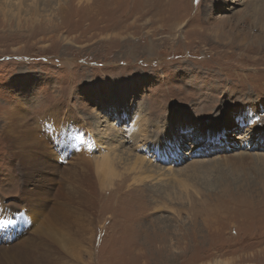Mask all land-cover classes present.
Instances as JSON below:
<instances>
[{
	"label": "rangeland",
	"instance_id": "1",
	"mask_svg": "<svg viewBox=\"0 0 264 264\" xmlns=\"http://www.w3.org/2000/svg\"><path fill=\"white\" fill-rule=\"evenodd\" d=\"M213 1L0 0V246L24 242L51 216L20 197L30 155L14 157L24 142L8 137L31 123L62 205L56 226L70 237L57 264H264V5L250 13L253 0H226L207 12ZM139 111L159 148L144 149L140 132L131 142ZM196 125L233 136L191 140ZM166 126L182 132L185 158L157 152ZM98 129L122 173L96 193L68 161L95 168ZM128 158L142 167L126 170Z\"/></svg>",
	"mask_w": 264,
	"mask_h": 264
},
{
	"label": "bare ground",
	"instance_id": "2",
	"mask_svg": "<svg viewBox=\"0 0 264 264\" xmlns=\"http://www.w3.org/2000/svg\"><path fill=\"white\" fill-rule=\"evenodd\" d=\"M47 1H49V0H47ZM224 1L226 2V0H214L213 3L210 5V6L213 5V7L212 8L208 7L207 12L219 10L223 6ZM228 1L234 2L233 0H228ZM228 1H227V3H228ZM50 4H51V2H50ZM263 5H264V0H258L256 2H254V0L250 1L249 5H248V12H250V13L251 12L252 13H261L262 11L260 9L263 7ZM16 9H17V15H16V17H17L18 15H20L17 4H16ZM125 106H128V105H124L123 113L121 114V116H123V119L125 116V120H126L127 116L129 117V115H127L126 111H124L127 108ZM45 118H46V115H45L44 119L35 120L36 124L34 127L36 128L38 126V129H41L42 122L45 120ZM121 118L118 116V114H116L117 122H119ZM133 118H134L133 119L134 128L132 130V134L130 135V137H131L130 140H132L131 142L133 143V145L134 144L137 145V143H136L137 139H138L137 135H138V132H140L139 136H141V141L144 142V145H143L144 149L147 147L150 148L152 146V143L154 144V142H155V145H157V148H159L160 145L157 143L156 140H154L155 132L152 131V129L150 128L151 124L147 123V121L144 122V117L141 115L140 111H139V114L135 115ZM239 119H240V117H239ZM182 120H183V122H182ZM180 122L183 123V125L186 124V128L181 127L179 129H185L183 132L187 133L188 130L191 128V126H188L189 123L182 118L180 119ZM106 125H107L106 127L109 131V128H110L109 126H111L112 124L107 123ZM157 128H159V126ZM73 129L77 130V128H75V127H73ZM107 129H105V130L104 129H98L100 137L98 138L99 141L97 144L100 146H103L102 149H100V150L98 149V150L100 151V154L101 153L103 154V152H104V155L102 156V159H99L100 161H96V163L94 165L95 168L93 170L91 169L93 167H90V165H89V167H87L86 163L82 162L84 160L83 157H82L81 161H79V158H74V157H77L75 154L71 157V159L73 158L74 160H72V162H71V159L68 161V163H72L76 167V169L71 172L73 177L75 178V180H82L83 183L90 185L96 193H97V190H99L101 187L106 186V184L108 182H111L110 181L111 179H113L114 177L117 176V174L120 172V171L118 172L116 169L117 164H118V162L122 163V156L120 157V156H118V153L116 154V149L114 146L112 147V148H114V152H113L112 148L110 147V145H112V144L108 143L104 139V138L109 139V137H107L108 136ZM68 130H70V129H68ZM224 130H225V128L223 127V128L218 129L217 131H214V132H208V130H207V133H206V131L204 132L202 126L196 125L195 130L192 131L194 133L189 134V138H191V140L197 141L199 138H201L202 135L206 134V135H208V137H211L209 142H211V141L212 142H215V141L222 142V140H224V139H221V137L228 139L229 138L228 136H230V137L233 136V135H230V133H228V131H224ZM144 132L147 133V136L142 135ZM6 134L8 136L10 135V133H6ZM181 134H182V132L180 130H172V129H168V127H167L163 131V133L161 134V137L164 140L163 150L162 149L158 150L156 147H154V148H156V150L159 154H162V151L165 150V152H167L170 155V157H173L175 154H178V155L182 154L183 148H182V146H181L182 144L180 142H182L183 136H181ZM11 136L8 137V138H10V140H12L14 138L17 141L24 142L23 146L21 147V150L19 152H17L14 155V157L17 156L18 153H22L23 156L30 155V158H24L23 161L20 158L18 159L24 163V165L22 166V171H23V175H24V178L22 179L23 186L28 187V190L26 192L24 191V193L20 196V197H22V199L28 200L27 206H24V207L28 208L29 211H31L34 215H38V216L42 215L46 209L50 208L51 216L49 215L48 217H46L47 219L43 224V230H38L37 232L33 233L31 236L29 234L27 237H25L26 238L25 241L23 240L24 242L21 243L20 241H17V242L15 241L11 245L0 246V264H57L59 261V254L57 253L56 248H58L57 246L62 241L67 240L66 237L69 240H70V237H68L67 234H65L63 232H60V230H58V228L56 226V223H60L63 221V210H62V205H61L58 197L56 198V195L53 193V190L51 188L50 183L52 181L50 178H47V176H46L50 172V168H48V170L46 169V165L47 166L49 165V164H47V160L50 158V156H47V154H46L47 150L43 151V148L45 147V145L41 144L42 142H40V139H41L40 131L37 132V130L33 129L31 123H30V132L27 129H23L21 126V130H19L15 136L13 135V133ZM25 136L30 137V139H29L30 140V144H29L30 147L29 148H27L28 144H26V142H25L26 139L24 140ZM150 139H151V141H150ZM166 140H169V142L165 143ZM79 141H81V140H79ZM262 142H264V139L262 140ZM114 145H117V143H115ZM15 147H17V145H15ZM35 147L41 148L42 151H38V149H37L31 153V151H33ZM139 148L140 147H137L138 153H142L143 148H140V149ZM88 150H89V148H88ZM29 152H30V154H29ZM128 152H131V154H132V149L129 148ZM195 153L198 155L197 151H195L194 154ZM163 154H166V153H163ZM180 157L185 158V156L183 154L180 155ZM91 159H93V158H91ZM127 161L129 162L130 159L128 158ZM82 163H84V164H82ZM87 163H89V162L87 161ZM197 164H199V163L194 161L192 163L191 167L193 169H197L198 167H205L204 163L201 164V166H197ZM142 165H143V161L136 159V160H133L131 163L129 162V167L126 168V170H130V171L137 170V169H140L142 167ZM9 169H10V167H9ZM14 170H12L13 171L12 174H14ZM121 173H119V174H121ZM129 174L130 173H123V175H126V177H128ZM191 174H192V171H190V175ZM121 177H124V176H121ZM94 178H96L95 181H94ZM1 179H3V178H1ZM14 190H16V188H14ZM28 195H30V196H28ZM86 199L87 200L91 199L90 201H92V200H96V197L93 196V193H88ZM15 208H17V207H15ZM15 208L8 205V207L6 206V208H4V209H6L7 210L6 212L9 213L12 210L14 211ZM28 209H26V210H28ZM35 218H36V216H35ZM221 263L222 264H228L227 261H222V260H217L215 263H212V264H221Z\"/></svg>",
	"mask_w": 264,
	"mask_h": 264
}]
</instances>
